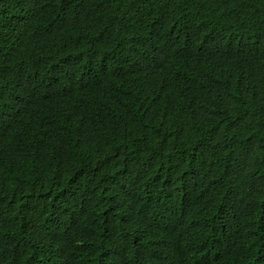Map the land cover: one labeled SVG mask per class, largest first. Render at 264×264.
I'll return each instance as SVG.
<instances>
[{"label":"trees","instance_id":"obj_1","mask_svg":"<svg viewBox=\"0 0 264 264\" xmlns=\"http://www.w3.org/2000/svg\"><path fill=\"white\" fill-rule=\"evenodd\" d=\"M0 264H264V0H0Z\"/></svg>","mask_w":264,"mask_h":264}]
</instances>
